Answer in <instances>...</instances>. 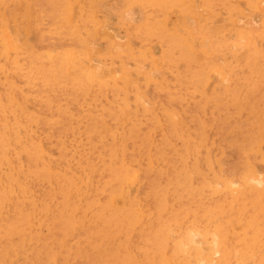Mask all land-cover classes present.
<instances>
[{
  "label": "rangeland",
  "instance_id": "1",
  "mask_svg": "<svg viewBox=\"0 0 264 264\" xmlns=\"http://www.w3.org/2000/svg\"><path fill=\"white\" fill-rule=\"evenodd\" d=\"M263 158L264 0H0V264H264Z\"/></svg>",
  "mask_w": 264,
  "mask_h": 264
},
{
  "label": "bare ground",
  "instance_id": "2",
  "mask_svg": "<svg viewBox=\"0 0 264 264\" xmlns=\"http://www.w3.org/2000/svg\"><path fill=\"white\" fill-rule=\"evenodd\" d=\"M145 4V3H144ZM136 5V4H135ZM102 6V5H101ZM132 6H134V5H132ZM137 7V6H136ZM107 9V8H106ZM157 9V8H156ZM103 10V9H102ZM129 10V9H128ZM139 10V9H138ZM158 10V9H157ZM123 11V10H122ZM174 11V10H173ZM121 12V11H120ZM143 12V11H142ZM155 12V11H154ZM104 13V12H103ZM118 13V12H117ZM126 13V12H125ZM158 14V13H157ZM156 14V15H157ZM171 14V13H170ZM116 15V14H115ZM139 15V14H138ZM159 15V14H158ZM161 15V14H160ZM170 16V15H169ZM113 18V17H112ZM117 18V17H116ZM114 19V18H113ZM121 19V18H120ZM140 19V18H139ZM141 23V22H140ZM132 27V26H131ZM130 29V28H129ZM132 29V28H131ZM253 32V31H252ZM21 34H22V32H21ZM99 39V38H98ZM23 40V39H22ZM33 41V40H32ZM103 43V42H102ZM101 43V44H102ZM132 44V43H131ZM66 45V44H65ZM70 45V44H69ZM91 45V44H90ZM136 45V44H135ZM94 46V45H93ZM97 47V46H96ZM137 53V52H136ZM157 54H159V53H157ZM160 61V60H159ZM87 65V64H86ZM101 65V64H100ZM128 65V64H127ZM182 67V66H181ZM180 69V68H179ZM117 71V70H116ZM154 72V71H153ZM117 73V72H116ZM14 77V76H13ZM211 77V76H210ZM170 78V77H169ZM163 85V84H162ZM217 89V88H216ZM150 90H151V88H150ZM146 98V97H145ZM182 100H183V98H182ZM151 101V100H150ZM131 106V105H130ZM168 108V107H167ZM79 113V112H78ZM160 117V116H159ZM178 117V116H177ZM161 121V120H160ZM166 121V120H165ZM109 123V122H108ZM142 130V129H141ZM78 138V137H77ZM121 140V139H120ZM159 142V141H158ZM48 143V142H47ZM123 144V143H122ZM47 145V144H46ZM122 147H123V145H122ZM222 151V150H221ZM250 155V154H249ZM248 155V156H249ZM258 155H262V154H258ZM263 156V155H262ZM245 157V156H244ZM258 158V157H257ZM254 159V158H253ZM264 159V158H263ZM250 160V159H249ZM218 161H220V160H218ZM254 161V160H253ZM263 161V160H262ZM127 162V161H126ZM219 163V162H218ZM25 166V165H24ZM254 166V165H253ZM258 167H260V166H258ZM261 168H263V167H261ZM214 169V168H213ZM54 170V169H53ZM226 171V170H225ZM215 172V171H214ZM262 174V173H261ZM264 174V173H263ZM219 175V174H218ZM211 176V175H210ZM130 177V176H129ZM260 177H261V175H260ZM259 176L258 177H256L255 176V178H250L249 179V181L251 182V183H253V184H255L256 186H262V183H264L263 181L264 180H262V178H260ZM246 178H247V176H246ZM207 179V178H206ZM208 180V179H207ZM86 182V181H85ZM131 182V181H130ZM249 182V183H250ZM146 183V182H145ZM215 184V183H214ZM196 185V184H195ZM213 185V184H212ZM250 185V184H249ZM216 185H214V187H215ZM237 186V185H236ZM247 186H248V184H247ZM43 187V186H42ZM239 187V186H238ZM255 187V186H254ZM233 188V187H232ZM241 188V187H240ZM244 189H246V188H244ZM249 189V188H248ZM171 190V189H170ZM229 191H227L226 193H228ZM136 193V192H135ZM208 193V192H207ZM210 193V192H209ZM260 193V192H259ZM131 195V194H130ZM229 196V195H228ZM254 196V195H253ZM132 197V196H131ZM140 197V196H139ZM212 197V196H211ZM226 197V196H225ZM249 197V196H248ZM127 198V197H126ZM217 198V197H216ZM215 198V199H216ZM222 198V197H221ZM240 198V197H239ZM251 198V197H250ZM136 199V198H135ZM139 199V198H138ZM223 199V198H222ZM141 200V199H140ZM151 201V200H150ZM232 202V201H231ZM141 204V203H140ZM150 206H151V204H150ZM133 207V206H132ZM143 208V207H142ZM195 209V208H194ZM142 210V209H141ZM151 211V210H150ZM152 213V212H151ZM199 213H200V211H199ZM208 215V214H207ZM225 217H227V216H225ZM215 218V217H214ZM230 218V217H229ZM185 220V219H184ZM217 221V220H216ZM225 222V221H224ZM161 224V223H160ZM253 224V223H252ZM155 225V224H154ZM194 225V224H193ZM225 226H226V224H224ZM218 226H220V225H218ZM172 227V226H171ZM184 227V226H183ZM209 227V226H208ZM223 227V226H222ZM260 227V226H259ZM198 228V227H197ZM228 228H229V226H228ZM171 229V228H170ZM170 229H167L168 231L170 230ZM212 229V228H211ZM190 231V230H189ZM198 231V230H197ZM206 231V230H205ZM212 231V230H211ZM171 232V231H170ZM192 232V231H191ZM210 232V231H209ZM230 232V231H229ZM207 233V232H206ZM200 234V233H199ZM215 234V233H214ZM168 235V234H167ZM217 236V235H216ZM188 237V236H187ZM210 237V236H209ZM177 238V237H176ZM180 238V237H179ZM209 239V238H208ZM214 239H215V237H214ZM211 240V239H210ZM180 241V240H179ZM183 241V240H182ZM215 241V240H214ZM132 242V241H131ZM137 242V241H136ZM178 242V241H177ZM179 244L181 243V242H178ZM135 244V243H134ZM138 244V243H137ZM215 244H217V243H215ZM184 245V244H183ZM227 245V244H226ZM230 245H233V244H230ZM230 245H228V246H230ZM141 246H142V244H141ZM136 247V246H135ZM140 248V247H139ZM215 248V247H214ZM224 248V247H223ZM222 248V249H223ZM187 249V248H186ZM212 249V248H211ZM221 248H220V251L222 250ZM191 250V249H190ZM219 250V249H218ZM230 250V249H229ZM226 251H228V250H226ZM225 251V252H226ZM235 251V250H234ZM180 252V251H179ZM183 253H184V251H182ZM194 252H198V251H194ZM217 252V251H216ZM236 252H237V250H236ZM215 253V252H214ZM228 253V252H227ZM201 254V253H200ZM213 254V253H212ZM217 254V253H216ZM236 254V253H235ZM193 255V253L191 254V256ZM215 255V254H214ZM185 256V255H184ZM194 256V255H193ZM200 256V255H199ZM188 257V256H187ZM205 257V256H204ZM237 258H238V256H236ZM181 258V257H180ZM190 258V257H189ZM218 258V257H217ZM233 258H235V257H233ZM185 259V258H184ZM198 259V258H197ZM201 260H202V258H200ZM186 260V259H185ZM211 260H213V259H211ZM231 260V259H230ZM254 260V259H253ZM252 260V261H253ZM199 261V260H198ZM210 261V260H209ZM215 261V260H214ZM232 261V260H231ZM233 261H234V259H233ZM172 262V261H171ZM174 262V261H173ZM200 262V261H199ZM199 262H197L198 264H200ZM208 262V261H207ZM212 262V261H211ZM223 262V261H222ZM195 263V262H194ZM210 263V262H209ZM235 263V262H234ZM239 263V262H238ZM229 264V263H228Z\"/></svg>",
  "mask_w": 264,
  "mask_h": 264
}]
</instances>
